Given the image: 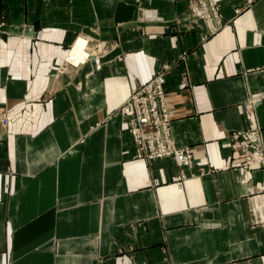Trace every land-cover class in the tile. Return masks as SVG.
<instances>
[{"label": "crops", "instance_id": "1", "mask_svg": "<svg viewBox=\"0 0 264 264\" xmlns=\"http://www.w3.org/2000/svg\"><path fill=\"white\" fill-rule=\"evenodd\" d=\"M218 1L205 34L186 0H0V264H264V170L230 138L264 155V0ZM78 37L105 53L67 65ZM156 72L190 168L136 159L116 114Z\"/></svg>", "mask_w": 264, "mask_h": 264}, {"label": "built area", "instance_id": "2", "mask_svg": "<svg viewBox=\"0 0 264 264\" xmlns=\"http://www.w3.org/2000/svg\"><path fill=\"white\" fill-rule=\"evenodd\" d=\"M186 1L190 16L193 18L192 25L199 26L202 22L205 34H212L221 26L222 16L218 0ZM238 1L241 5L235 8L236 14L251 7L257 0ZM98 46L96 43L95 47ZM104 46L103 43V48ZM162 78L163 72H157L147 83L134 89L116 114L131 135L136 159L153 161L172 157L180 166L190 168L194 166L190 148L177 147L172 138ZM2 122L6 123L5 118ZM230 138L232 150L244 159L241 165L247 168L260 167L264 170V155L256 130L232 132ZM262 190L264 192V178Z\"/></svg>", "mask_w": 264, "mask_h": 264}, {"label": "bare ground", "instance_id": "3", "mask_svg": "<svg viewBox=\"0 0 264 264\" xmlns=\"http://www.w3.org/2000/svg\"><path fill=\"white\" fill-rule=\"evenodd\" d=\"M86 48H87V40L84 38H77L74 41L73 46L70 48V51L67 55L66 58L68 59L67 64L73 67H78L80 64L84 63L89 57ZM175 162L177 163L178 166H180V163L177 160Z\"/></svg>", "mask_w": 264, "mask_h": 264}, {"label": "rangeland", "instance_id": "4", "mask_svg": "<svg viewBox=\"0 0 264 264\" xmlns=\"http://www.w3.org/2000/svg\"><path fill=\"white\" fill-rule=\"evenodd\" d=\"M191 18V17H190ZM193 21V19L191 20V22ZM78 38H83V37H78ZM89 38V37H88ZM77 39V38H76ZM91 39H93V40H95V38H89L88 40H87V45H88V43H89V47H90V50L92 51V52H94V54H96V57H99V56H101V55H103V53H105V51H103V44H102V42H97L98 43V48H96V47H94L93 46V44H92V42H91ZM73 46V45H72ZM95 46H96V43H95ZM95 57V58H96ZM67 58V57H66ZM67 65H69V64H67ZM71 67H73V66H71ZM75 68V67H74ZM157 73V72H156ZM131 94V93H130ZM124 103V102H123ZM123 105V104H122ZM235 152V151H234ZM253 167V168H252ZM252 167H249V168H247V167H245V166H243V165H240V168H242V169H244V170H249V169H254V168H260V167H254V166H252ZM263 178H264V175H263Z\"/></svg>", "mask_w": 264, "mask_h": 264}]
</instances>
